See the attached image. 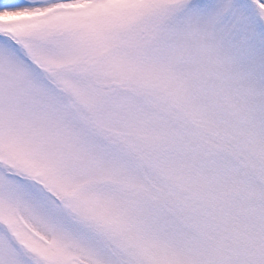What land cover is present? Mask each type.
<instances>
[{
	"label": "snow or ice",
	"instance_id": "1",
	"mask_svg": "<svg viewBox=\"0 0 264 264\" xmlns=\"http://www.w3.org/2000/svg\"><path fill=\"white\" fill-rule=\"evenodd\" d=\"M0 264H264V0H0Z\"/></svg>",
	"mask_w": 264,
	"mask_h": 264
}]
</instances>
